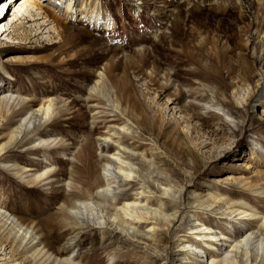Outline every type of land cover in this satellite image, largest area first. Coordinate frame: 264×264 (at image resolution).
I'll return each mask as SVG.
<instances>
[{
    "label": "rangeland",
    "instance_id": "374dc122",
    "mask_svg": "<svg viewBox=\"0 0 264 264\" xmlns=\"http://www.w3.org/2000/svg\"><path fill=\"white\" fill-rule=\"evenodd\" d=\"M10 1L0 16V99L13 94L25 101L10 108L0 103V147L6 148L0 155V209L33 227L38 239L36 250L24 252L0 228V264H203L204 255L217 258L224 245L181 257L177 237L196 221L190 209L221 199L234 211L264 215V12L256 11V0H41L45 7L27 6L32 16L18 11L28 0ZM94 8L99 15L88 18L86 10ZM3 23L10 26L6 32ZM100 74L103 93L91 96ZM49 100L50 118L9 142L20 117ZM97 102L119 103L151 118L150 129L143 122L137 133L120 131L117 137L148 157L158 148L161 170L182 191L180 216L153 240L75 228L62 213L69 199L87 196L85 176L76 171L80 145L91 140L99 174L96 138L104 126L118 130L122 122L94 119L102 107ZM171 205L164 202L166 211ZM197 212L232 238L258 224L222 220L214 208ZM32 254L35 261L26 260Z\"/></svg>",
    "mask_w": 264,
    "mask_h": 264
},
{
    "label": "bare ground",
    "instance_id": "6f19581e",
    "mask_svg": "<svg viewBox=\"0 0 264 264\" xmlns=\"http://www.w3.org/2000/svg\"><path fill=\"white\" fill-rule=\"evenodd\" d=\"M11 1L15 2L16 0ZM28 1L26 3L25 1H22V5L19 6V9L17 8L18 11L21 12V16H24L25 14L32 16L27 8L28 5H35L39 8L46 6L41 0ZM256 1L259 5L256 11L263 13V0ZM2 3L3 4L0 7L1 10L7 2L6 0H3ZM86 12V16L90 18L94 14L95 8L92 10H86ZM95 13L99 15L98 11ZM3 26L4 32L10 29V26H8L7 23H3ZM1 28L2 27H0V29ZM0 35H2V33ZM259 38L264 45V37L260 36ZM205 64L206 63H204V65ZM102 83L103 75L100 74L99 78L90 89L91 96H100L99 93L102 92ZM106 94L103 97H108L109 99L110 96H106ZM108 99L106 100L110 103ZM24 101L25 100L21 98H18L17 101L13 94L3 95L0 99V103L5 104V106L9 108L10 103L18 102L20 104ZM108 103L102 105L97 102V104L102 105V107L98 106L95 108L96 113H94V119L101 118L105 123H116L121 120L122 122L118 126V130L115 129V127L104 126V132L100 133L96 138V142L99 144V149L101 148L99 153L101 172L99 174L96 173L92 162L94 151L91 140L88 138L80 145V149L76 152L75 156L78 160L76 171L83 172L85 176L83 193L87 196L84 200L80 201L69 199V206L66 205L62 213L69 214L70 217L74 219L73 227L75 228L88 226L99 228L101 230L109 229L118 232L126 239L133 240L137 239V237L143 236L153 240V236L158 230H169L178 219V216H180V197L182 191L172 182L170 174L161 170L160 163L164 162V157H161V153L157 150L158 148L154 147V153L150 154L148 157L146 156L147 153H139L137 147L127 145L122 137H117L118 134H120V131L132 134L137 133V125L142 124L143 126V122L144 127L150 129L151 118L141 111L137 114L134 109L124 108L119 104L120 100L118 105L116 104L113 106ZM130 103L132 102L130 101ZM208 106L213 107L212 103H209ZM52 107V102L49 100L46 105L41 104L38 108L28 110L23 116H19L20 119L14 130L11 132L9 142H17L21 136L29 129L33 128L35 124L50 118L49 116L52 113ZM225 116L227 115L225 114ZM146 123H149L148 128L145 126ZM191 132H193L192 129ZM4 149H6L5 146L0 147V155L3 153ZM130 185L136 187V190L133 189L135 190L134 193L124 191L125 187ZM152 198H156V200L158 199L162 204L154 202ZM206 200H209V198L205 199V201ZM166 201H169L172 204L168 209L170 210L171 208V212L166 211L167 208H164V202ZM150 202L156 203V206H152ZM224 203L227 204V202ZM202 204L204 205V203ZM223 204L221 199H213L206 207L197 204L196 207L190 209V212H187L190 217L195 216L196 221L188 224L187 231L177 237L176 247L181 252V255H183L181 257L195 256L196 251L203 254L205 253L204 248L211 249L219 243L220 246L224 245L222 251H219V256L211 259V257L207 258L206 254L204 255L206 259H200L203 264H264V215L257 217L255 212H247L246 209H235L234 211L232 207H225ZM207 207L220 211L222 214V220L226 221L227 219H231L233 222L236 220L241 222L244 218L249 220L255 219L258 224L256 227L245 226L237 231L232 238L231 236L224 235L214 229L215 227L212 226L211 221L208 218L203 217V215H201L202 213L198 214L197 209H203L204 211L208 210ZM225 214L228 215V218L224 217L226 216ZM0 228L2 229V232L8 233V239H10L18 249H21L24 252L31 250V248L36 250V247L32 244L33 241L38 239L36 230L31 226L28 227L23 225L16 218L10 216L7 212L1 209ZM143 228H146L147 230H144ZM226 232L228 233V231ZM76 237L77 234L75 236L73 235V237H69L67 239V245L63 248L69 249L68 243L73 242ZM36 257L35 254H32L29 255L26 260L35 261ZM68 259H71V257H68ZM62 261L67 264V259H63Z\"/></svg>",
    "mask_w": 264,
    "mask_h": 264
}]
</instances>
